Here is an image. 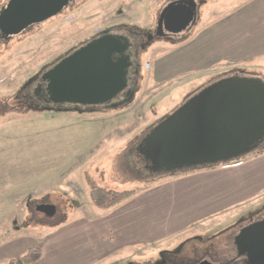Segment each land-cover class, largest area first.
<instances>
[{"label":"rangeland","instance_id":"1","mask_svg":"<svg viewBox=\"0 0 264 264\" xmlns=\"http://www.w3.org/2000/svg\"><path fill=\"white\" fill-rule=\"evenodd\" d=\"M6 1L0 0V9ZM167 1L85 0L20 34L4 39L0 33V105L14 109L0 114V264L30 246L42 251L35 264H174L177 259L189 264L206 253L217 264H245L233 237L264 217V203L193 223L172 237L117 248L121 224L125 232L145 219L123 221L115 227L117 236L108 233L117 210L133 198L97 207L84 173L104 189L143 194L160 179L145 170L135 152L150 128L219 79L264 83V0H195L198 14L190 33L178 43H155L143 54L138 88L117 109H46L26 96L33 84L22 90L107 25L137 26L157 16ZM27 107L35 109L20 112ZM199 201L204 203L203 196ZM41 205L54 212H38ZM181 215L188 216V209ZM135 238L132 231L127 239Z\"/></svg>","mask_w":264,"mask_h":264},{"label":"water","instance_id":"2","mask_svg":"<svg viewBox=\"0 0 264 264\" xmlns=\"http://www.w3.org/2000/svg\"><path fill=\"white\" fill-rule=\"evenodd\" d=\"M68 1L7 0L0 9V33L6 38L20 34L57 15ZM189 1L194 3H179ZM192 17L179 27L185 28ZM122 47L120 38L105 34L60 59L40 76L44 101L83 106L110 102L126 87V63L111 58ZM263 140L264 83L226 77L203 87L159 120L144 135L137 153L148 171L160 174L230 161L256 150ZM37 211L51 215L54 208L41 205ZM233 243L245 264H264V217L242 227Z\"/></svg>","mask_w":264,"mask_h":264},{"label":"crops","instance_id":"3","mask_svg":"<svg viewBox=\"0 0 264 264\" xmlns=\"http://www.w3.org/2000/svg\"><path fill=\"white\" fill-rule=\"evenodd\" d=\"M151 185L145 193L133 194L128 198H133L131 205L114 213L113 223L107 230L108 233H114L113 236L118 235L115 227L123 221L130 223V219H145L146 223H133V226L127 227L132 230L125 232L126 228L121 224L119 229L124 233L120 231L119 237L123 241L117 248L172 237L187 230L193 223L200 224L219 215H225L226 218L232 212L245 211L263 204L264 152H252L214 168H204L179 176L166 175ZM202 196L203 204L199 201ZM186 209L188 216H182L181 213ZM174 213L179 215L175 216ZM132 231L136 238L129 240L127 238ZM156 233L160 234L154 236ZM105 252L109 250L106 249Z\"/></svg>","mask_w":264,"mask_h":264},{"label":"flooded vegetation","instance_id":"4","mask_svg":"<svg viewBox=\"0 0 264 264\" xmlns=\"http://www.w3.org/2000/svg\"><path fill=\"white\" fill-rule=\"evenodd\" d=\"M84 1L85 0H69L67 5L63 8V10H61V12H59L57 15L47 20H50L60 15L62 11L64 13L69 9L75 8L76 6L75 4L82 3ZM193 1L194 3H192V1H189V2H185L184 4L182 3L180 4L179 0H168L161 7L157 16H155L154 18L149 17L147 21H145L144 23H140L137 26L116 23V22L111 23L110 25H107L104 29L99 31L97 34L90 37L88 41L82 44L84 45L87 42L105 34H110L112 36L120 38V41L123 44L121 51L119 53H113L111 55V58L113 61H118L123 59L124 62L126 63V68H125L126 87L110 102L100 105H94V106L91 105L83 106L79 104L55 105L49 102H45L44 101L45 86L40 80V76L45 70H43L41 73L36 75V77H32L30 81L27 83V85H24V87H22V90H26V88H29L30 85L33 84L31 92L26 93V96L28 94H31L28 97L34 99L36 104L38 103L41 106L45 107L46 109L51 108L53 110H61L63 109V107H66L69 110H73V109L90 110V109L98 108L97 106H100L102 110L108 111L126 105L133 98L135 91L138 88V82H139L138 80L140 79L141 72L143 70V63H142V59H143L142 56H144L143 54L147 53L150 47L158 42H165L170 44L178 43L181 39H184V37H186L192 30V27L196 23L197 14H198V10H197L198 2L195 0ZM170 3H172L170 5V9H168L165 13H162L164 8L167 7ZM174 8H176V10H174ZM173 10L174 12H172ZM191 15H193L192 20L185 26V28L179 27ZM38 24H34V25H38ZM27 100L25 102H27ZM135 152L136 155H139L137 153V148ZM139 160L141 163L144 162L140 155H139ZM143 166L145 167V162ZM174 264H188V263L184 262V260L177 259L175 260ZM189 264H217V262L214 261L206 253L197 261L191 262Z\"/></svg>","mask_w":264,"mask_h":264},{"label":"trees","instance_id":"5","mask_svg":"<svg viewBox=\"0 0 264 264\" xmlns=\"http://www.w3.org/2000/svg\"><path fill=\"white\" fill-rule=\"evenodd\" d=\"M5 39L6 37L3 36ZM43 107V106H42ZM12 108H7L4 105H0V114H4L7 111H11ZM35 107H27L22 108L20 112H27L28 110H34ZM14 110V109H12ZM149 131V130H148ZM254 153H263L264 152V145H260L256 150L252 151ZM138 159H139V155ZM242 157V156H241ZM240 158V157H239ZM225 163V162H222ZM222 163L213 164V165H205V166H196V167H190V168H184L180 170H175L172 172H165V173H152L156 174L157 177H163L166 175L171 176H179L182 174H186L188 172H193L200 169H206V168H214ZM142 165L144 162L141 163ZM145 170H147L145 168ZM85 180L87 185L89 186V196L91 198V201L99 208H110L128 198H130L134 193L135 190H124V191H115L111 189H104L103 187L98 186L95 181L87 174L84 173ZM153 180V182L155 181ZM36 210V209H35ZM42 258V251L37 246H30L28 247L19 258H11L7 262V264H35L39 262Z\"/></svg>","mask_w":264,"mask_h":264}]
</instances>
